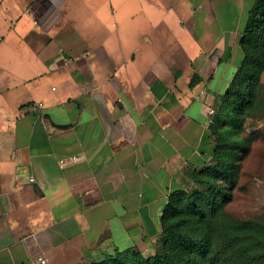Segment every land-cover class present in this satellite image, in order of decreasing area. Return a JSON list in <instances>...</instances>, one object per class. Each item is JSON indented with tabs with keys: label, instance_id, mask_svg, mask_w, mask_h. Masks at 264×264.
I'll return each mask as SVG.
<instances>
[{
	"label": "crops",
	"instance_id": "crops-1",
	"mask_svg": "<svg viewBox=\"0 0 264 264\" xmlns=\"http://www.w3.org/2000/svg\"><path fill=\"white\" fill-rule=\"evenodd\" d=\"M254 5L0 0V264L155 253L170 194L213 163L206 100L242 65ZM245 128L258 136L235 195L262 215L264 116Z\"/></svg>",
	"mask_w": 264,
	"mask_h": 264
},
{
	"label": "trees",
	"instance_id": "trees-1",
	"mask_svg": "<svg viewBox=\"0 0 264 264\" xmlns=\"http://www.w3.org/2000/svg\"><path fill=\"white\" fill-rule=\"evenodd\" d=\"M241 43L244 61L218 96L210 124L216 140L213 163L193 171L196 188L170 194L155 253L117 249L91 264H264V214L226 218L244 159L258 136L247 133L245 123L264 116V0H255Z\"/></svg>",
	"mask_w": 264,
	"mask_h": 264
},
{
	"label": "rangeland",
	"instance_id": "rangeland-1",
	"mask_svg": "<svg viewBox=\"0 0 264 264\" xmlns=\"http://www.w3.org/2000/svg\"><path fill=\"white\" fill-rule=\"evenodd\" d=\"M262 152H264V149L258 150L259 155L262 154ZM251 166L253 165L248 158L246 160V167L250 168ZM250 175L251 173L249 174L248 169H246L242 174V183H247ZM190 185L191 186L188 189H194L197 187V184L195 182L191 183ZM256 207V201L254 200L253 196L249 195L247 190L244 191L242 189L240 192H237L236 195L234 191V199L227 205L226 208V218L228 221H233L240 218L249 219L260 216L261 214L257 211Z\"/></svg>",
	"mask_w": 264,
	"mask_h": 264
},
{
	"label": "built area",
	"instance_id": "built-area-1",
	"mask_svg": "<svg viewBox=\"0 0 264 264\" xmlns=\"http://www.w3.org/2000/svg\"><path fill=\"white\" fill-rule=\"evenodd\" d=\"M205 94V90H201L199 92V97L203 96ZM206 104H207V108H208V114L210 117L209 122L212 123L214 121V117L216 114V108L214 106V102L210 101V100H206ZM43 102L39 103V106H42ZM2 147V145L0 144V148ZM80 157L79 156H72L71 160L73 161H77L79 160ZM65 162V161H64ZM31 180L34 181L35 178L34 176H31ZM30 264H53L50 257L48 256V254H46L45 252H39L35 255L32 256V258L30 259Z\"/></svg>",
	"mask_w": 264,
	"mask_h": 264
}]
</instances>
